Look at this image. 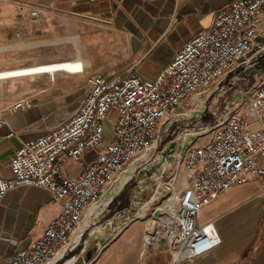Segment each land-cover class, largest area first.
Instances as JSON below:
<instances>
[{
  "label": "built area",
  "instance_id": "built-area-1",
  "mask_svg": "<svg viewBox=\"0 0 264 264\" xmlns=\"http://www.w3.org/2000/svg\"><path fill=\"white\" fill-rule=\"evenodd\" d=\"M8 1L19 12L27 8ZM32 9L34 23H42ZM262 58L264 0H236L217 11L212 24L175 52L153 81L131 70L92 75L80 108L45 135L21 143L10 158L11 178H0V205L9 191L37 187L60 206L40 236L1 264H51L61 252L77 249L74 238L89 211L131 169L129 182L106 208L114 209L110 223L116 225L121 213L129 215L139 205L121 211L124 190H141V176L155 185L159 199L143 222V256L164 243L168 264H183L216 249L218 233L212 223H197L200 212L235 186L264 185V72L243 79ZM26 105L0 108V130L8 127L3 111L17 113ZM110 115L115 124L106 143L103 125ZM192 120L200 125L193 130L202 132L185 143ZM182 127L188 132L178 133ZM17 135L8 129L6 138ZM89 153L94 159L69 177L67 164Z\"/></svg>",
  "mask_w": 264,
  "mask_h": 264
},
{
  "label": "crops",
  "instance_id": "crops-1",
  "mask_svg": "<svg viewBox=\"0 0 264 264\" xmlns=\"http://www.w3.org/2000/svg\"><path fill=\"white\" fill-rule=\"evenodd\" d=\"M16 1L39 3L45 9H72L106 19L111 29L112 46L101 43L100 36L93 40L96 56L105 55V60L108 59L109 62L103 74L115 71L126 73L131 70L141 79L153 81L169 64L175 52L212 24L217 11L236 0ZM15 6L2 5L0 8L2 39L11 36L16 28L13 19ZM72 41L77 47L74 60L12 70L9 71V76L36 74L40 77L50 72L85 74L84 69L88 64L78 48L77 40ZM3 74L0 73V76ZM51 79L54 83L53 77ZM88 79L85 96L88 92ZM66 86L72 87L70 84ZM44 107L42 104L31 103L17 113L3 111L8 127L0 130V178H11L10 158L21 143L43 136L53 129L49 128L47 122L49 110ZM8 129L18 135L7 139ZM94 157V153H89L80 163H68L66 174L75 177ZM75 166L80 168L79 172ZM59 208V205L50 202L47 191L37 187H20L6 193L0 205V264L40 236L57 216ZM135 223L112 235L115 231L113 229L109 242L107 235L103 237L104 240L98 239L96 245L92 240L91 248L96 246L98 251L100 245L106 244L90 264H168V252L163 245L148 256L142 255V226ZM197 223H212L218 233L220 245L210 253L183 264H264V185L248 181L233 187L205 207L197 217ZM88 246L81 251L82 254H85ZM81 260L77 264H85L82 257Z\"/></svg>",
  "mask_w": 264,
  "mask_h": 264
},
{
  "label": "rangeland",
  "instance_id": "rangeland-1",
  "mask_svg": "<svg viewBox=\"0 0 264 264\" xmlns=\"http://www.w3.org/2000/svg\"><path fill=\"white\" fill-rule=\"evenodd\" d=\"M23 3H26L27 8H25L23 12H19L17 5L15 6L14 3H10L8 0H0V8L2 5H14L16 9L15 15L13 16L16 28L13 34L3 39L0 37V73H4L0 76V108L3 109L7 105L18 101H25L28 105L31 103L42 104L45 106L44 108L46 110H49L50 117L47 120L49 128H55L62 121L72 116L75 110L78 109L80 102L85 96L88 77L106 71L105 67L109 63L108 59L105 60V55L96 56V50L93 49L96 45L93 40L96 36H100L102 40L101 43L112 46V41L110 39L111 29L106 19L100 18L94 14L79 13L72 9H45L39 3H29L27 1ZM31 4H37L42 8L32 6ZM32 8H37L40 12V16L43 19L42 23H34L30 13H28L29 9L34 11ZM73 39H76L79 43L78 48L88 64L84 69L86 72L85 74L65 75L59 72H50L40 77L36 74L26 76L16 74L9 76V71L12 70L74 60L76 58L77 47L74 41H72ZM256 49L257 47L251 51L252 55ZM109 54L110 53H107L108 56H110ZM262 72H264V58H262V61H258L256 65L252 66L246 72L243 79L245 80L246 78L250 80L252 76L261 74ZM50 75L53 77L54 83H52ZM248 83L252 85L253 81H248ZM67 84H70L72 87L68 88L66 86ZM53 85L56 86L52 87ZM114 118V115H110L103 125L106 143L111 139L112 128L115 124ZM185 127L178 130V133H184L188 132L185 130L199 128L200 125L195 124L194 120H192L188 122L189 128L185 129ZM200 133L201 132H199V134ZM170 164L171 162H168L164 167H162L163 164L159 165V167H162V169L164 168L166 173V171L169 170ZM75 168H77V172H79L80 168L76 166ZM66 169H68V167H66ZM131 177L132 174L128 175L118 187H114L113 190L108 192L101 200L100 205L94 209V212L91 214L92 216L90 215L86 219L83 228L87 226L88 221L92 220V223L88 227L89 229L98 232L102 228L107 234L104 233L102 236L94 238L91 230L86 231L83 235L82 247H77L79 252L76 254L77 260L74 264L82 261L81 257L83 258L84 254L80 251H82L85 242H89L88 249H90L92 240H94V245H96L98 244V239L106 235L109 236L108 234H111L113 229L115 230L113 227H106L112 222V217L116 219L113 212L114 209L106 207L121 189H123ZM140 180L143 181L141 190H133V188H130L128 191L124 190L123 193L126 191V194H122L123 200L120 209L123 210L121 211L133 207V204L135 205L136 203H139V206H141L153 197L155 185L148 181L147 176H141ZM154 201L155 198L146 204L144 210L136 216V218H138L135 219V224L140 227L142 226V231L144 227V221L142 220H147L152 214V210L155 208L154 205L157 203ZM149 205L150 208L147 209ZM137 207L138 206L134 207V210H136ZM132 213L134 214L135 211H132ZM132 213L130 212L129 215L127 212L121 213L117 218L127 215L130 216ZM94 215L95 218L93 220L92 217ZM79 256L80 258H78Z\"/></svg>",
  "mask_w": 264,
  "mask_h": 264
},
{
  "label": "bare ground",
  "instance_id": "bare-ground-1",
  "mask_svg": "<svg viewBox=\"0 0 264 264\" xmlns=\"http://www.w3.org/2000/svg\"><path fill=\"white\" fill-rule=\"evenodd\" d=\"M199 132H202V131H200L199 129H194V130H190L189 131V133H188V135L185 137V139H184V141H185V143H187L190 139H192L193 137H195V136H197L198 134H199ZM188 137V138H187ZM130 174H133V169H131V170H129L128 171V173H126V174H124V175H122L121 177H120V179H119V181L117 182V184L115 185V187H118L120 184H121V182L123 181V179H125V177H127L128 175H130ZM129 182V181H128ZM127 184V183H126ZM158 191H155V195L150 199V200H147L145 203H143L141 206H139L138 205V207H137V209H136V211H135V213L133 214V215H130V216H125V217H121V218H119L118 219V223L116 224V225H114V224H108L106 227H113V228H115V231L112 233V235L113 234H116V233H118L125 225H127L131 220H132V218H134V220L135 219H137L136 218V216H138L143 210H144V208H145V206H146V204H148L149 202H151L154 198H155V200H158L159 198H158ZM138 194V193H137ZM134 195V194H133ZM141 196V195H140ZM104 198V197H103ZM102 198V199H103ZM123 199V198H122ZM101 202V201H100ZM100 202H99V204L98 205H96L95 207H93L90 211H89V216L94 212V209L96 208V207H98L99 205H100ZM155 202V201H154ZM129 206V205H128ZM150 208V205L148 206V208L147 209H149ZM146 209V210H147ZM97 214V213H96ZM88 216V217H89ZM92 216V215H91ZM94 218H95V215L92 217V219L94 220ZM110 219V218H109ZM86 221V220H85ZM85 221H84V223H85ZM107 221V220H106ZM142 221H144V220H142ZM84 223L81 225V227H80V229H79V231H78V233H77V235L75 236V238H74V241L76 242V245L77 246H81L82 247V241H83V235L85 234V232L86 231H90L91 229H89L88 227L90 226V224L92 223V220L91 221H88L87 222V226L86 227H84L83 228V225H84ZM112 225V226H111ZM107 228V229H108ZM92 232H93V236H94V238H98V237H100V236H102L104 233L105 234H107V232H105V230L104 229H100L98 232H95V231H93V230H91ZM111 232V231H110ZM108 235H110V234H108ZM109 237V236H108ZM109 240H110V237H109ZM102 242V241H101ZM108 242V241H107ZM89 244V242H85V245L83 246V249L87 246ZM106 244V243H105ZM105 244H102V245H100V249H99V251H98V253H96V256H95V258L90 262V263H92L95 259H96V257L100 254V252L102 251V249H103V247H104V245ZM82 249V250H83ZM81 252V251H80ZM80 257V256H79ZM77 260V257L75 256L74 258H70V259H66V255L63 253V252H61L57 257H56V259H55V261L54 262H52L51 264H74L75 263V261ZM89 263V264H90Z\"/></svg>",
  "mask_w": 264,
  "mask_h": 264
},
{
  "label": "water",
  "instance_id": "water-1",
  "mask_svg": "<svg viewBox=\"0 0 264 264\" xmlns=\"http://www.w3.org/2000/svg\"><path fill=\"white\" fill-rule=\"evenodd\" d=\"M257 41L260 42L261 39H257ZM238 98H239V96H236L235 100H237ZM185 148H186V146L182 149V151H184ZM127 191H128V189H127ZM124 194H126V191H125V193H123V195ZM122 196H121V199H122ZM158 215H159V212H156L155 216H158ZM162 245L165 247L164 243ZM78 248H80V247H78ZM99 248H100V246H99ZM78 252H79V249H75V250L71 251L68 255H66V259L74 258ZM96 253H98V247H96V246H93L92 248L87 249L85 254H84V257L82 258L83 262L85 264H89L95 258Z\"/></svg>",
  "mask_w": 264,
  "mask_h": 264
}]
</instances>
